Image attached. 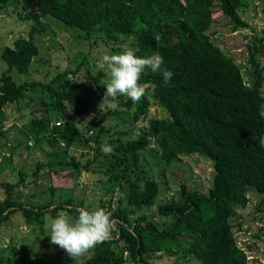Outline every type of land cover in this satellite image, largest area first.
Masks as SVG:
<instances>
[{
    "label": "trees",
    "instance_id": "1",
    "mask_svg": "<svg viewBox=\"0 0 264 264\" xmlns=\"http://www.w3.org/2000/svg\"><path fill=\"white\" fill-rule=\"evenodd\" d=\"M19 4V0H0V9L13 6L12 10L19 14ZM35 4V13L21 16L33 21L27 35L16 37L0 53L7 64L0 73V137L5 134L2 129L6 105L39 89L42 103L61 114L56 123L50 122L49 114L32 116L25 124V132L33 142L51 132L67 147L77 141L96 143L90 146L93 156L84 164L72 157L66 163L78 173L81 167L101 173L106 177L103 181L109 185L110 195L116 187L124 195L111 210L117 231L90 252L85 264H156L152 258L158 252H183L199 264H250V246L238 242L235 226L240 228V223L235 217L237 207L248 204L250 189L264 196V62L260 60L264 38L253 36L252 42L246 44L248 69L244 75L235 52L218 45V31L211 28L216 23L230 26L231 31L247 27L241 14L244 1L35 0ZM216 13L219 18L214 16ZM46 15L69 28L85 31L88 39L94 29H104L107 41L127 45L113 46L118 52L131 48L140 57L158 53L163 58L162 67L173 72L170 85H163L160 72L146 68L140 83L150 92L145 89L128 117L136 123L148 115L144 131L133 137L129 130L111 132L102 122L91 120L78 128L72 121L71 116L90 109L91 93L96 99L100 97L96 89L102 94L104 73H93L84 57L74 70L65 68L46 81L17 83L11 77L13 68L28 71L38 55L34 37L43 31L40 18ZM150 98L165 111V117L148 114ZM117 123L118 120L114 125ZM107 132L110 137L118 133L110 138V154H105L100 145ZM120 133L128 137L122 138ZM150 152L155 153L151 155L154 159L163 162V171L180 155H202L212 166L208 189L203 192L179 182L177 196L158 200L161 184L152 177V168L146 163ZM43 165L39 162L37 167ZM18 174L16 182L1 183L4 192L0 198V226L20 212L27 225H35L42 233L47 213L66 211L77 218L78 210L84 208L83 201L72 199L56 204L17 200L13 191L22 183L23 172L19 170ZM154 204L158 216L141 213ZM11 249L15 256L0 251V264H25L31 246L23 244L17 249L13 243Z\"/></svg>",
    "mask_w": 264,
    "mask_h": 264
},
{
    "label": "rangeland",
    "instance_id": "2",
    "mask_svg": "<svg viewBox=\"0 0 264 264\" xmlns=\"http://www.w3.org/2000/svg\"><path fill=\"white\" fill-rule=\"evenodd\" d=\"M19 1V14L12 10L13 6L0 9V53L6 45L11 46L16 37L26 36L33 24L32 20L21 16L36 12L35 0ZM243 1L246 6L241 14L247 22V27L231 31L230 26L221 27L216 23L211 28L218 31L215 35L218 45L224 48L228 47L230 53L235 52L236 60L245 75L248 69L246 68L248 65L246 44L252 42L253 36L264 38V0ZM214 16L219 18L218 13ZM40 20L44 29L35 34L34 40L39 53L33 58L30 69L20 72L13 68L10 71L11 77L17 83L33 79L46 81L65 68L74 70L83 57L86 58L85 63L88 67L93 70V73H96L99 70L97 63L104 54L121 53L113 49V46L127 48L124 43L107 41L104 29H94L88 39L85 37V31L69 28L50 15L41 17ZM260 60L264 62V49ZM6 68L7 64L0 57V73ZM102 72L104 73L100 84L102 94L96 89L97 95L100 96L96 99L95 93L89 95L90 93L87 91L86 95H89L91 107L82 115H70L72 121L78 128L84 127L91 120L95 123L102 122L104 126L110 127L111 132L129 130L131 136H137L146 129L149 116L143 117L136 123L130 122L128 117L133 114L135 103H132L126 96L116 98L118 103L116 109L109 107L111 98L103 100L106 90L103 83L109 77L106 72ZM245 79L247 80L246 76ZM144 88L148 89L146 86ZM147 91L150 92V89ZM82 92H85L84 88ZM41 95L39 89H34L25 93L18 102L9 103L5 107L6 120L3 122L2 129L5 134L0 137V198L4 192L1 183L16 182L20 178L18 171L21 170L23 181L13 191L17 200L29 204H41L48 201L56 204L72 199L74 202L83 201L84 208L87 207L90 210L103 208L111 213L124 192L116 187L113 194L110 195L109 185L103 181L106 180V177L101 173L86 171L83 167L78 173L72 164L66 163L72 157L84 164L89 157L93 156L91 147L96 146L95 142L86 144L77 141L67 147L55 139L51 132L39 142H33V138H29L25 132V124H28L27 122L32 116L49 114L50 122L55 123L59 119L57 117H60L61 113L58 110L53 109L48 103H42ZM121 101H125L128 105H124V102ZM148 114L165 117V111L155 105L152 98H150ZM116 120L118 123L114 125ZM109 134L111 133L107 132L102 135L101 147L109 145L110 138L114 139L118 136V133L112 137ZM119 136L127 138L128 134L120 133ZM117 142L114 141V143ZM26 144H28V148ZM152 154L155 153L150 152L146 157L148 165L146 166L152 168L150 174L161 184L158 200L166 201L172 195L177 196L179 182L203 192L208 189L211 183L212 166L209 160L202 155H180L163 171V162L154 159ZM39 162L44 163L40 168L37 167ZM34 172H36L35 175ZM248 198V204L244 208L237 207L236 209L235 221L240 223V228L235 226L236 236L240 245L248 244L250 246L249 263L264 264V196L250 189ZM101 200H104V206H101ZM156 208L157 204H154L150 208H143L141 213L153 215V217L158 216ZM58 214L65 215L70 221L76 219L72 213L66 211H58L54 215L47 213L44 216L43 231L40 233L38 228L35 229V225L33 227L25 223L20 212L14 213L8 222L0 226V251L5 254L12 253L15 256L11 249L13 243L17 249L23 244H28L31 246V251L27 254L25 264H85V259L90 253L74 261L63 249L50 243V237L47 236L49 234L47 223L50 217L54 218ZM36 236H39V239H36ZM169 253L158 252L153 255L152 259L156 264H199L197 259L191 260L183 252L175 255ZM16 259L19 260V257L16 256Z\"/></svg>",
    "mask_w": 264,
    "mask_h": 264
},
{
    "label": "clouds",
    "instance_id": "3",
    "mask_svg": "<svg viewBox=\"0 0 264 264\" xmlns=\"http://www.w3.org/2000/svg\"><path fill=\"white\" fill-rule=\"evenodd\" d=\"M163 64L164 60L158 53L140 57L131 48L119 54H104L97 63V68L106 72L109 77L103 83L106 86L103 100L111 98L109 107L112 109L118 107V96H126L132 103L138 102L145 92L140 79L146 68H150L153 73L160 72L163 85L169 86L173 72L162 67ZM102 151L110 154L113 149L110 145H105L102 146ZM47 229L50 243L63 249L76 261L111 239L117 231V221L103 208H81L74 221L62 214L50 217Z\"/></svg>",
    "mask_w": 264,
    "mask_h": 264
},
{
    "label": "built area",
    "instance_id": "4",
    "mask_svg": "<svg viewBox=\"0 0 264 264\" xmlns=\"http://www.w3.org/2000/svg\"><path fill=\"white\" fill-rule=\"evenodd\" d=\"M58 123V122H57ZM29 144H30V142H29Z\"/></svg>",
    "mask_w": 264,
    "mask_h": 264
}]
</instances>
